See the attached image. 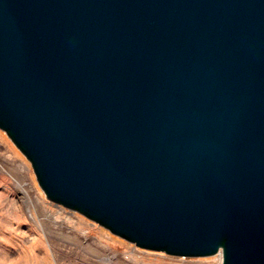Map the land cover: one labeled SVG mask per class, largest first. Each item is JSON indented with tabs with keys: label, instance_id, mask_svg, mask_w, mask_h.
Here are the masks:
<instances>
[{
	"label": "water",
	"instance_id": "1",
	"mask_svg": "<svg viewBox=\"0 0 264 264\" xmlns=\"http://www.w3.org/2000/svg\"><path fill=\"white\" fill-rule=\"evenodd\" d=\"M0 129L131 244L264 264V0H0Z\"/></svg>",
	"mask_w": 264,
	"mask_h": 264
},
{
	"label": "rangeland",
	"instance_id": "2",
	"mask_svg": "<svg viewBox=\"0 0 264 264\" xmlns=\"http://www.w3.org/2000/svg\"><path fill=\"white\" fill-rule=\"evenodd\" d=\"M222 257L221 253L172 256L142 249L51 202L30 161L0 129V264H222Z\"/></svg>",
	"mask_w": 264,
	"mask_h": 264
},
{
	"label": "bare ground",
	"instance_id": "3",
	"mask_svg": "<svg viewBox=\"0 0 264 264\" xmlns=\"http://www.w3.org/2000/svg\"><path fill=\"white\" fill-rule=\"evenodd\" d=\"M20 183V182H19ZM20 185H21V187H22V191H23V194H24V196L28 199V201H32V199H31V197H30V195H29V192H28V190L25 188V186L23 185V184H21L20 183ZM76 241V240H75ZM78 243H79V241H78ZM82 243V242H81ZM83 244V243H82ZM81 244H79V246H80ZM87 245V244H86ZM83 247V246H82ZM89 248V247H88ZM83 249V248H82ZM87 249V248H86ZM92 249V248H91ZM91 249H90V251H91ZM92 252H93V250H92ZM97 253V252H96ZM98 254V253H97ZM100 256H104V255H100ZM110 261H113V258H108ZM121 261V260H120ZM122 263V262H121Z\"/></svg>",
	"mask_w": 264,
	"mask_h": 264
}]
</instances>
